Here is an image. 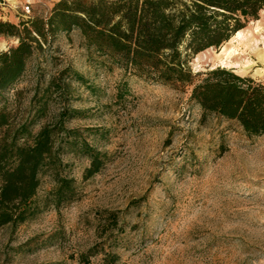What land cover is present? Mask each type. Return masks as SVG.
<instances>
[{
  "label": "rangeland",
  "instance_id": "374dc122",
  "mask_svg": "<svg viewBox=\"0 0 264 264\" xmlns=\"http://www.w3.org/2000/svg\"><path fill=\"white\" fill-rule=\"evenodd\" d=\"M26 1L0 0V21L46 16L60 0H30L28 15ZM243 30L242 42L230 39L194 56L193 71L225 67L262 83L264 11ZM15 45L0 37V53ZM53 55L58 67L41 62L46 79L70 65L97 86L99 93L92 95L73 84L68 105L88 116L66 126L78 129L108 160L85 179L89 159L67 150L63 173L75 179L78 199L59 210L48 208L15 231L1 229L0 264H78L92 248L99 251L95 264L107 252L120 257L118 264H264V137L248 138L238 126L213 119L201 123L188 90L126 77L103 65L83 46L79 32L59 35ZM33 66L16 86L24 91L23 108L32 95ZM123 80L129 92L118 102ZM60 107L52 104L48 120L33 132ZM97 129L106 136L93 134ZM54 186L44 176L39 196ZM111 212L119 213L117 227L108 220Z\"/></svg>",
  "mask_w": 264,
  "mask_h": 264
},
{
  "label": "trees",
  "instance_id": "16d2710c",
  "mask_svg": "<svg viewBox=\"0 0 264 264\" xmlns=\"http://www.w3.org/2000/svg\"><path fill=\"white\" fill-rule=\"evenodd\" d=\"M264 0H60L46 15L18 24L0 21V37L17 45L0 53V230L36 219L50 207L61 209L79 196L75 179L64 175L62 156L75 152L89 159L84 178L106 165L108 154L90 144L67 122L87 118V110L71 108L77 84L92 95L99 90L70 65L46 79L42 61L58 67L54 46L59 35L79 32L82 44L102 64L126 77L189 91V103L210 119L238 126L248 138L264 137V84L234 69L216 67L195 73L191 59L219 48L250 21L259 20ZM33 63L34 84L27 105L16 86ZM128 81L117 86L116 100L127 96ZM15 91L10 99L9 93ZM52 104L61 107L48 120ZM93 134L106 133L97 129ZM224 148L223 145H221ZM55 186L39 196L42 178ZM117 212L109 222L117 227ZM104 253V252H103ZM96 248L81 254L78 264H95ZM120 257L104 253L100 264H118Z\"/></svg>",
  "mask_w": 264,
  "mask_h": 264
},
{
  "label": "bare ground",
  "instance_id": "6f19581e",
  "mask_svg": "<svg viewBox=\"0 0 264 264\" xmlns=\"http://www.w3.org/2000/svg\"><path fill=\"white\" fill-rule=\"evenodd\" d=\"M245 39V30H241L239 32H237L230 40V43L234 44L237 42H242ZM223 49V48H222ZM229 54V55H228ZM227 54V56H230V52ZM226 59V57H225ZM252 67V66H251ZM247 68V65L246 67ZM250 68V67H249ZM245 72V71H244ZM248 72V71H247Z\"/></svg>",
  "mask_w": 264,
  "mask_h": 264
},
{
  "label": "built area",
  "instance_id": "2783aa9c",
  "mask_svg": "<svg viewBox=\"0 0 264 264\" xmlns=\"http://www.w3.org/2000/svg\"><path fill=\"white\" fill-rule=\"evenodd\" d=\"M24 12L27 15L31 13V2H30V0L26 1V6L24 7Z\"/></svg>",
  "mask_w": 264,
  "mask_h": 264
},
{
  "label": "crops",
  "instance_id": "0c3cea01",
  "mask_svg": "<svg viewBox=\"0 0 264 264\" xmlns=\"http://www.w3.org/2000/svg\"><path fill=\"white\" fill-rule=\"evenodd\" d=\"M1 18V17H0ZM262 83L264 84V81H262Z\"/></svg>",
  "mask_w": 264,
  "mask_h": 264
}]
</instances>
